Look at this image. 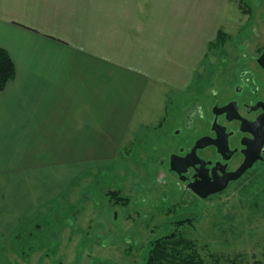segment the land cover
<instances>
[{
	"label": "crops",
	"instance_id": "1",
	"mask_svg": "<svg viewBox=\"0 0 264 264\" xmlns=\"http://www.w3.org/2000/svg\"><path fill=\"white\" fill-rule=\"evenodd\" d=\"M221 2L0 0L16 65L0 90V245L120 154L160 82L188 86Z\"/></svg>",
	"mask_w": 264,
	"mask_h": 264
},
{
	"label": "rangeland",
	"instance_id": "2",
	"mask_svg": "<svg viewBox=\"0 0 264 264\" xmlns=\"http://www.w3.org/2000/svg\"><path fill=\"white\" fill-rule=\"evenodd\" d=\"M207 15L216 35L203 59L191 60L188 86L160 82L164 92L143 100L144 119L120 154L80 173L62 202L23 224L25 235L1 243L0 264H145L152 243L173 232L205 264H264V165L199 198L158 162L201 133L186 115L218 84L220 70L232 60L233 68H245L256 46L264 47V0H222Z\"/></svg>",
	"mask_w": 264,
	"mask_h": 264
},
{
	"label": "flooded vegetation",
	"instance_id": "3",
	"mask_svg": "<svg viewBox=\"0 0 264 264\" xmlns=\"http://www.w3.org/2000/svg\"><path fill=\"white\" fill-rule=\"evenodd\" d=\"M263 54L264 47L257 45L246 60L248 67L233 68L235 62L232 60L231 68L220 70L218 84L206 90L204 98L196 100L193 112L186 115L188 127L199 126L201 133L195 138H185L177 149L158 160L160 166L199 198L202 197L193 187L205 193L227 183L225 191L256 166L264 165ZM245 56H249L248 53ZM202 137L206 138L203 146L194 150ZM255 157L257 160L253 166L246 169L241 177L230 178Z\"/></svg>",
	"mask_w": 264,
	"mask_h": 264
},
{
	"label": "trees",
	"instance_id": "4",
	"mask_svg": "<svg viewBox=\"0 0 264 264\" xmlns=\"http://www.w3.org/2000/svg\"><path fill=\"white\" fill-rule=\"evenodd\" d=\"M16 76V65L9 52L0 48V90ZM39 228V225H36ZM24 232H16L13 240L19 239ZM25 235V234H24ZM191 242L175 232L158 238L152 243L148 263L145 264H205Z\"/></svg>",
	"mask_w": 264,
	"mask_h": 264
},
{
	"label": "water",
	"instance_id": "5",
	"mask_svg": "<svg viewBox=\"0 0 264 264\" xmlns=\"http://www.w3.org/2000/svg\"><path fill=\"white\" fill-rule=\"evenodd\" d=\"M263 58H264V54H263V56H262V59H263ZM205 139H206L205 137H202V138L198 139L197 144H196V146L194 147V150H196L198 147L203 146L202 142H203ZM187 157H189V155H188ZM173 159H174V157H173ZM256 160H257V157H255L254 159L248 161L246 164L243 165V167H242L240 170L234 172L233 175H232V177H230V178H231V179H238L239 177H241L242 174L246 171V169H248V168H250V167L253 166V164H254V162H255ZM178 173L181 174L182 171H178ZM226 186H227V183H226V184H223V185H221V186H219V187L213 188V189H211V190H209V191H207V192H205V193L202 192V191H199V189H196L195 187H193V189L198 193V195H199L200 197H202V198H208V197H210L212 194H215V193H218V192L223 191V190L226 188Z\"/></svg>",
	"mask_w": 264,
	"mask_h": 264
}]
</instances>
